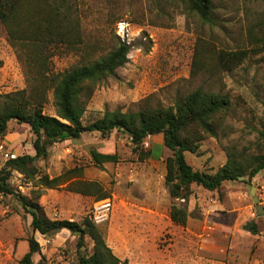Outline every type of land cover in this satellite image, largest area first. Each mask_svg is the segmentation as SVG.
<instances>
[{"label": "rangeland", "instance_id": "374dc122", "mask_svg": "<svg viewBox=\"0 0 264 264\" xmlns=\"http://www.w3.org/2000/svg\"><path fill=\"white\" fill-rule=\"evenodd\" d=\"M76 1L89 55L86 61L107 55L120 42L131 45L128 62L93 89L85 123L107 110L173 106L202 88L226 96L231 105L218 118V136L205 135L197 151L185 153L187 162L214 174L226 163L229 151L264 153V0H213L215 24L204 23L189 10L187 0ZM19 48L9 41L0 22V95L27 89V77H33L26 61L29 51ZM240 49L249 52L241 65L231 71L218 67L217 51ZM199 52L206 63L203 69L195 63ZM80 56L81 52L56 54L50 58L51 68L62 72ZM44 112L55 115L50 90ZM34 138L29 126L10 122L6 135L0 136V169L7 161L5 152L34 155ZM142 146L144 150L156 146L157 157L142 160L128 134L117 130L107 137L92 132L54 143L49 155L36 161L41 173L55 177L75 171L69 175L71 188L66 183L42 189L39 201L46 214L80 222L85 216L92 219L100 202L111 200L108 219L95 224L114 254L128 264H264V217L256 216L250 193L255 187L264 206V169L252 180L246 176L226 181L215 191L194 184L184 201L174 199L165 184V159L171 151L163 136H149ZM94 150L115 154L117 161L99 166L92 159ZM10 182L31 196L32 184L19 172H13ZM86 182L97 183L100 190L78 191ZM103 193L109 197L99 200ZM173 204L187 208L185 226L172 222ZM31 219L15 197L0 193V264H19L32 235L41 245V252L33 255L35 263L41 258L45 264L77 263L75 235L61 230L43 236L33 231ZM252 220L259 227L255 235L243 228ZM86 243L90 252L91 239L87 237Z\"/></svg>", "mask_w": 264, "mask_h": 264}, {"label": "trees", "instance_id": "16d2710c", "mask_svg": "<svg viewBox=\"0 0 264 264\" xmlns=\"http://www.w3.org/2000/svg\"><path fill=\"white\" fill-rule=\"evenodd\" d=\"M187 6L204 23L215 24L213 0H187ZM0 22L5 26L9 41L27 47L26 61L32 78L28 75L27 89L0 95V136L6 135L9 123L15 121L29 126L35 138V154H23L8 159L0 169V193L15 197L31 215V227L43 236H52L68 230L76 236L78 260L76 264H128L121 261L106 243L95 222L85 216L82 221L51 219L40 203L43 188H59L69 183L75 169L50 177L41 173L36 161L49 155V148L65 136L79 139L84 133L98 132L102 137L114 130L128 134L134 150H139L142 160L153 158L156 146L144 150L143 143L149 136H163L164 146L171 151L165 159V184L174 199L187 201L193 193L192 185L209 191L219 190L226 181L248 176L252 180L264 169V153L247 155L245 151H229L226 163L214 174L193 168L186 159V152H195L205 135L217 137L219 119L228 112L230 100L226 96L198 88L169 107H150L136 112L119 109L105 111L100 118L85 123L83 116L93 89L97 84L114 76L116 70L128 62L131 45L120 42L112 51L98 59L87 60L88 51L81 24V8L76 0H0ZM82 53L80 60L62 72H53L50 58L56 54ZM22 54V53H21ZM246 49L216 52L217 65L224 71L237 68L248 57ZM25 56V55H24ZM24 56H20L24 60ZM202 54L197 53L195 63L205 68ZM1 67V62H0ZM35 75V76H34ZM52 91L55 115L44 112L47 93ZM95 164L116 162L115 154L92 151ZM157 157V156H156ZM14 171L22 174L25 182L32 184L31 196L17 191L10 179ZM72 186L69 183V187ZM71 188V187H70ZM86 194L100 190L95 182H86L77 189ZM109 197L103 193L99 200ZM185 206L173 204L170 218L173 223L185 226L188 220ZM243 228L251 234L259 232L255 221H248ZM93 247L87 251L86 238ZM29 250L19 264H45L43 258L35 263L33 255L41 252V245L34 235L28 238Z\"/></svg>", "mask_w": 264, "mask_h": 264}, {"label": "built area", "instance_id": "2783aa9c", "mask_svg": "<svg viewBox=\"0 0 264 264\" xmlns=\"http://www.w3.org/2000/svg\"><path fill=\"white\" fill-rule=\"evenodd\" d=\"M2 148H3V146H1V149ZM5 156H6L7 160L8 159H14L17 157L16 154L9 153V152H5ZM112 207H113V205H112L111 200H106V201L100 202L97 206H95L92 220L96 223H101V222L105 221L106 219H108L109 213H110Z\"/></svg>", "mask_w": 264, "mask_h": 264}, {"label": "water", "instance_id": "95a60500", "mask_svg": "<svg viewBox=\"0 0 264 264\" xmlns=\"http://www.w3.org/2000/svg\"><path fill=\"white\" fill-rule=\"evenodd\" d=\"M256 188H251V195L253 196V202L255 204L256 216L257 217H264V206L259 202V198L255 195Z\"/></svg>", "mask_w": 264, "mask_h": 264}, {"label": "crops", "instance_id": "0c3cea01", "mask_svg": "<svg viewBox=\"0 0 264 264\" xmlns=\"http://www.w3.org/2000/svg\"><path fill=\"white\" fill-rule=\"evenodd\" d=\"M171 209V208H170ZM189 217V216H188Z\"/></svg>", "mask_w": 264, "mask_h": 264}]
</instances>
